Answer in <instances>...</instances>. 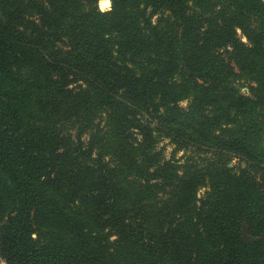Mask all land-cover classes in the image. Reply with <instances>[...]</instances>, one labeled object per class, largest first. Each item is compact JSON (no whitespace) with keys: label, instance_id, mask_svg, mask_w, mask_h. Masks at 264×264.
<instances>
[{"label":"trees","instance_id":"trees-1","mask_svg":"<svg viewBox=\"0 0 264 264\" xmlns=\"http://www.w3.org/2000/svg\"><path fill=\"white\" fill-rule=\"evenodd\" d=\"M98 1L0 0V259L264 264L263 0Z\"/></svg>","mask_w":264,"mask_h":264},{"label":"rangeland","instance_id":"rangeland-1","mask_svg":"<svg viewBox=\"0 0 264 264\" xmlns=\"http://www.w3.org/2000/svg\"><path fill=\"white\" fill-rule=\"evenodd\" d=\"M263 2H264V0H263ZM153 19H154V17H153ZM236 34H237L238 38L243 43H246L245 38L241 35V33L238 29L236 30ZM240 91L242 93H246L247 89L244 86L241 88ZM181 104L184 105L185 103L182 102ZM158 147H162L164 154L168 156L169 153L171 152V150H173L174 146L171 143H169L166 138H162V139H160V141L158 143ZM212 156H213V150L208 149L206 147H198L191 142H185V145L181 149L174 151V157L179 159V162L187 161V162H192L196 165H201L206 160L211 159ZM239 165L243 166L242 162L238 158L232 157V156L228 157V161L226 163V166H228V167L233 166L234 168H236ZM204 189H205L204 186L200 187L196 192V197L200 196L202 194V192L204 191Z\"/></svg>","mask_w":264,"mask_h":264},{"label":"water","instance_id":"water-1","mask_svg":"<svg viewBox=\"0 0 264 264\" xmlns=\"http://www.w3.org/2000/svg\"><path fill=\"white\" fill-rule=\"evenodd\" d=\"M110 5H111V1L110 0H99L98 1V6H99L100 10H102L101 8L109 9ZM244 238L247 239V237H245V236H244Z\"/></svg>","mask_w":264,"mask_h":264},{"label":"crops","instance_id":"crops-1","mask_svg":"<svg viewBox=\"0 0 264 264\" xmlns=\"http://www.w3.org/2000/svg\"><path fill=\"white\" fill-rule=\"evenodd\" d=\"M0 264H5V263H4V261H2V260L0 259Z\"/></svg>","mask_w":264,"mask_h":264}]
</instances>
